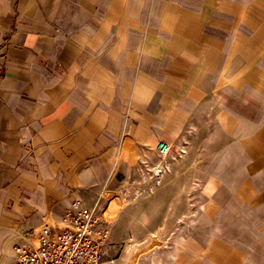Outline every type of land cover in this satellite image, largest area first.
I'll list each match as a JSON object with an SVG mask.
<instances>
[{
    "label": "crops",
    "instance_id": "0c3cea01",
    "mask_svg": "<svg viewBox=\"0 0 264 264\" xmlns=\"http://www.w3.org/2000/svg\"><path fill=\"white\" fill-rule=\"evenodd\" d=\"M229 72L247 85L226 113L250 144L264 138V0H0V264L111 180L117 146L173 140ZM247 153L227 186L264 225V158ZM198 245L197 264H264V236Z\"/></svg>",
    "mask_w": 264,
    "mask_h": 264
},
{
    "label": "rangeland",
    "instance_id": "374dc122",
    "mask_svg": "<svg viewBox=\"0 0 264 264\" xmlns=\"http://www.w3.org/2000/svg\"><path fill=\"white\" fill-rule=\"evenodd\" d=\"M229 77L203 84V96L169 141L174 158H159L156 144L119 145L111 180L84 192L111 232L117 264H178L186 256L197 264L198 242L207 236H264L259 210L234 202L227 186L232 171L247 162L237 154L250 150L262 156L259 163L264 158V138L250 136L248 144L244 115L235 120L226 113L233 87L243 94L247 85L242 78L240 85L227 82ZM235 99L237 106L247 103L243 96ZM158 166L163 172L156 175Z\"/></svg>",
    "mask_w": 264,
    "mask_h": 264
},
{
    "label": "built area",
    "instance_id": "2783aa9c",
    "mask_svg": "<svg viewBox=\"0 0 264 264\" xmlns=\"http://www.w3.org/2000/svg\"><path fill=\"white\" fill-rule=\"evenodd\" d=\"M156 154L164 161L174 158V145L160 141ZM156 171V175L163 171ZM36 244L14 247L15 264H117L110 230L103 225L97 207L80 197L72 201L59 227H44Z\"/></svg>",
    "mask_w": 264,
    "mask_h": 264
},
{
    "label": "bare ground",
    "instance_id": "6f19581e",
    "mask_svg": "<svg viewBox=\"0 0 264 264\" xmlns=\"http://www.w3.org/2000/svg\"><path fill=\"white\" fill-rule=\"evenodd\" d=\"M156 169H157V167H155ZM130 250V249H129ZM105 264H107V263H105Z\"/></svg>",
    "mask_w": 264,
    "mask_h": 264
}]
</instances>
